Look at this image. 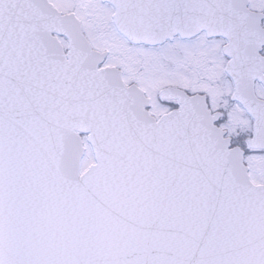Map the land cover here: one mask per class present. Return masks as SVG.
Here are the masks:
<instances>
[{
  "label": "snow or ice",
  "instance_id": "obj_1",
  "mask_svg": "<svg viewBox=\"0 0 264 264\" xmlns=\"http://www.w3.org/2000/svg\"><path fill=\"white\" fill-rule=\"evenodd\" d=\"M0 264H264V0H0Z\"/></svg>",
  "mask_w": 264,
  "mask_h": 264
}]
</instances>
